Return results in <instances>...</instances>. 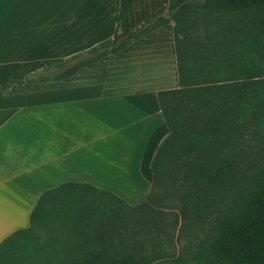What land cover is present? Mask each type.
<instances>
[{
    "label": "trees",
    "instance_id": "1",
    "mask_svg": "<svg viewBox=\"0 0 264 264\" xmlns=\"http://www.w3.org/2000/svg\"><path fill=\"white\" fill-rule=\"evenodd\" d=\"M199 13L235 22L264 62V0H169L164 12L130 34L137 40L173 22L176 38L180 87L158 93L170 136L153 159L145 201L131 207L89 185L63 184L42 194L27 229L0 243V264H264V161L247 179L239 161L244 130L264 121V75L252 73L264 67L251 60L244 76V59L211 57L203 74L181 61L182 16ZM128 43L106 41L28 82L64 80ZM12 114L0 111V126ZM199 227L205 232L183 251L166 249L177 231Z\"/></svg>",
    "mask_w": 264,
    "mask_h": 264
},
{
    "label": "crops",
    "instance_id": "2",
    "mask_svg": "<svg viewBox=\"0 0 264 264\" xmlns=\"http://www.w3.org/2000/svg\"><path fill=\"white\" fill-rule=\"evenodd\" d=\"M168 6L0 0V111H13L0 126V243L27 229L42 194L63 184L89 185L131 207L145 201L153 159L170 136L158 93L180 87L174 23L64 80H28L106 41L118 43Z\"/></svg>",
    "mask_w": 264,
    "mask_h": 264
},
{
    "label": "rangeland",
    "instance_id": "3",
    "mask_svg": "<svg viewBox=\"0 0 264 264\" xmlns=\"http://www.w3.org/2000/svg\"><path fill=\"white\" fill-rule=\"evenodd\" d=\"M186 18H188L189 23L185 27L184 20ZM180 27L185 28V32H187L185 35H177L180 59L188 65L203 68V74H206L209 69L207 61L214 62L213 60H209L211 57L220 59L221 57L229 58L232 56L233 59L236 57L244 59L242 67V75L244 76L247 74V68L250 66L251 60L254 66L257 65L259 68L264 67V62L251 52L246 36L237 32L239 26L235 22H228L224 16H209L203 13L187 14L182 16ZM183 38L184 41H182ZM252 73L256 74V76L264 75V71L257 69ZM194 75H197V73L192 74V76ZM239 145L240 168L243 173L247 174V179L264 161V121L256 125H250V127L244 130ZM227 207V203L219 206L221 210L220 214ZM217 216L218 212L216 211L213 218ZM200 228L198 230L192 228L191 232L177 231L174 239L178 237V240L174 241V244L166 249L169 252L173 251L177 255L183 251L189 241L194 242L203 235L205 231H200ZM44 236V233L40 234V237Z\"/></svg>",
    "mask_w": 264,
    "mask_h": 264
},
{
    "label": "water",
    "instance_id": "4",
    "mask_svg": "<svg viewBox=\"0 0 264 264\" xmlns=\"http://www.w3.org/2000/svg\"><path fill=\"white\" fill-rule=\"evenodd\" d=\"M131 39V36H126V37H123L121 38L119 41H118V44H122L126 41H129Z\"/></svg>",
    "mask_w": 264,
    "mask_h": 264
}]
</instances>
